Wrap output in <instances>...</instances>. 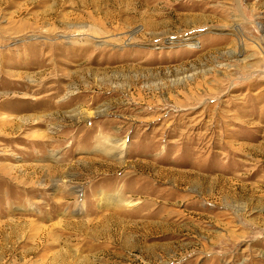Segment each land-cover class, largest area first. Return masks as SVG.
I'll list each match as a JSON object with an SVG mask.
<instances>
[{"label": "rangeland", "instance_id": "374dc122", "mask_svg": "<svg viewBox=\"0 0 264 264\" xmlns=\"http://www.w3.org/2000/svg\"><path fill=\"white\" fill-rule=\"evenodd\" d=\"M0 264H264V0H0Z\"/></svg>", "mask_w": 264, "mask_h": 264}]
</instances>
